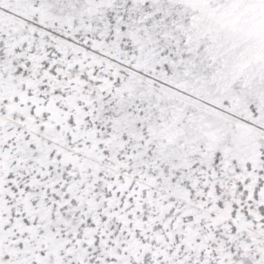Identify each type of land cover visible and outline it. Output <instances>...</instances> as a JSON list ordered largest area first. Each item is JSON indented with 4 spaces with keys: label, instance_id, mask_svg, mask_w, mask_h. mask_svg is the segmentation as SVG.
Segmentation results:
<instances>
[{
    "label": "snow or ice",
    "instance_id": "6c2138e0",
    "mask_svg": "<svg viewBox=\"0 0 264 264\" xmlns=\"http://www.w3.org/2000/svg\"><path fill=\"white\" fill-rule=\"evenodd\" d=\"M0 264H264V0H0Z\"/></svg>",
    "mask_w": 264,
    "mask_h": 264
}]
</instances>
